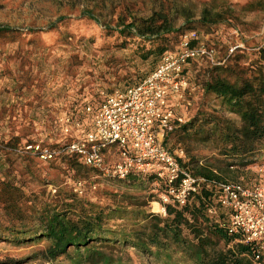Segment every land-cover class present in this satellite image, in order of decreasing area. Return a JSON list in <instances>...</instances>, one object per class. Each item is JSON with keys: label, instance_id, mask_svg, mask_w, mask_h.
I'll list each match as a JSON object with an SVG mask.
<instances>
[{"label": "rangeland", "instance_id": "obj_1", "mask_svg": "<svg viewBox=\"0 0 264 264\" xmlns=\"http://www.w3.org/2000/svg\"><path fill=\"white\" fill-rule=\"evenodd\" d=\"M204 1L208 0H0V179H12L27 191L44 189L51 194L57 188H75L78 180L83 193L99 203L120 200L112 196L115 192L146 198L158 189L155 183L144 181L136 188L92 167L78 168L64 147L90 129L87 118L78 119V108H69L71 100L80 103L97 92L101 96L107 86L99 85V75L112 81L125 73L122 53L111 48L114 37L106 35L104 25L113 27L121 11L142 18L160 11L179 29L166 38L167 50H175L186 31H195L199 40L215 48L213 62L189 63V89L181 97L170 98L175 121L168 145L172 151H182L181 157L192 169L205 168L228 181L256 183L257 168L243 163L260 157L261 146L239 153L223 147L227 133L243 137V124L239 115L204 94L203 84L218 76L238 85L244 80L259 84L262 77L255 75L264 71V51L258 48L264 42V10L246 12L241 7L249 0H227L236 18L201 26L197 19ZM91 10L99 24L85 17ZM184 10H189L191 18L184 17ZM235 45L241 46L228 55ZM103 59L104 65L95 64ZM84 71L91 74L85 76L91 81L77 94L78 88L69 80L74 75L78 81ZM184 123L187 129L179 127ZM36 145L56 153L43 160ZM154 202H148V209L163 215ZM43 243L16 245L0 239V264H47L32 256Z\"/></svg>", "mask_w": 264, "mask_h": 264}, {"label": "trees", "instance_id": "obj_2", "mask_svg": "<svg viewBox=\"0 0 264 264\" xmlns=\"http://www.w3.org/2000/svg\"><path fill=\"white\" fill-rule=\"evenodd\" d=\"M241 9L246 12L264 10V0H249ZM236 16L228 1L208 0L201 5L197 20L201 26H211L231 22ZM85 17L99 24L92 10ZM184 17L191 18L189 10H184ZM114 19L113 27L104 25L103 30L114 37L111 48L121 51L125 73L112 81L99 75L96 79L99 85L108 87L106 84L110 83L113 86L105 87L107 92L101 96L97 92L90 99L82 98L80 103L73 97L69 107L73 111L78 108V119L87 118L90 128L93 114L104 96L137 84L150 74L167 51L166 38L179 31L173 20L160 11H154L146 18L121 11ZM95 64L104 65L105 60ZM87 75L91 74L84 71L76 82L71 75L69 83L78 88L77 94L91 81L85 78ZM255 77H262L258 85L251 80L238 85L224 76L212 77L203 84L204 94L239 115L243 124V137L227 133L223 147L239 153L252 151L250 146L256 144L261 146L263 154L245 161L246 167L264 163V71L260 70ZM87 106L90 111L86 110ZM179 127L187 129L186 123ZM59 128L55 127L56 130ZM170 133L167 132L162 143L172 150L173 147L168 145ZM67 154L78 168L85 165L75 154ZM178 159L184 166H191L183 157ZM190 169L207 179L225 180L205 168ZM256 174V183H262L263 177ZM157 180L160 179L156 174L132 170L120 181L137 188L144 181L155 183ZM163 190L164 183L160 180L158 189L146 198L115 192L112 196H120V200L99 203L83 193L84 189L75 191L74 185L68 189L57 188L51 194L44 189L27 191L12 179L2 178L0 239L16 245L43 241V248L32 256L47 264H151L145 263V258L154 264H264V254L254 260V244L241 242L229 232L227 216L221 209L216 214L208 213V208L217 203L212 188H203L182 206L164 204L165 214L162 215L150 211L147 205L157 201Z\"/></svg>", "mask_w": 264, "mask_h": 264}, {"label": "built area", "instance_id": "obj_3", "mask_svg": "<svg viewBox=\"0 0 264 264\" xmlns=\"http://www.w3.org/2000/svg\"><path fill=\"white\" fill-rule=\"evenodd\" d=\"M239 46H231L228 55ZM258 48H264V42ZM214 56L215 48L199 40L195 31L184 32L177 48L163 53L157 67L139 83L105 95L93 114L91 128L68 142L64 151L109 178L123 180L132 170L156 174L164 190L154 203L163 214L164 204L182 206L203 188H212L217 203L208 213L221 209L229 232L241 242L254 244L257 260L264 254V182L244 184L195 175L179 161L182 151H172L162 143L175 118L170 98L181 97L189 89L187 66L199 58L213 62ZM34 149L43 160L56 153L38 145ZM255 167L264 178V163ZM80 186L77 181L74 190L81 192Z\"/></svg>", "mask_w": 264, "mask_h": 264}, {"label": "crops", "instance_id": "obj_4", "mask_svg": "<svg viewBox=\"0 0 264 264\" xmlns=\"http://www.w3.org/2000/svg\"><path fill=\"white\" fill-rule=\"evenodd\" d=\"M227 1V0H226Z\"/></svg>", "mask_w": 264, "mask_h": 264}]
</instances>
